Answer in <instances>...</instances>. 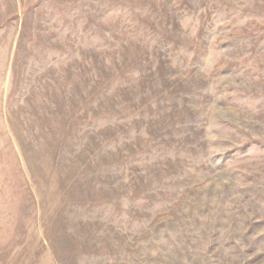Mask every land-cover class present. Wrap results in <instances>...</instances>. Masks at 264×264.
Listing matches in <instances>:
<instances>
[{"label": "rangeland", "instance_id": "rangeland-1", "mask_svg": "<svg viewBox=\"0 0 264 264\" xmlns=\"http://www.w3.org/2000/svg\"><path fill=\"white\" fill-rule=\"evenodd\" d=\"M0 264H264V0H0Z\"/></svg>", "mask_w": 264, "mask_h": 264}]
</instances>
